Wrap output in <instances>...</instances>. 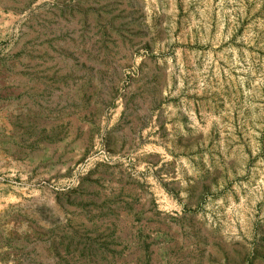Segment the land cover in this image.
Returning a JSON list of instances; mask_svg holds the SVG:
<instances>
[{"label": "rangeland", "instance_id": "rangeland-1", "mask_svg": "<svg viewBox=\"0 0 264 264\" xmlns=\"http://www.w3.org/2000/svg\"><path fill=\"white\" fill-rule=\"evenodd\" d=\"M0 264H264V0H0Z\"/></svg>", "mask_w": 264, "mask_h": 264}]
</instances>
